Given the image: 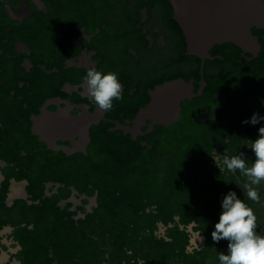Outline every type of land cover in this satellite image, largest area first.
Returning <instances> with one entry per match:
<instances>
[{"label":"flooded vegetation","instance_id":"af4514ba","mask_svg":"<svg viewBox=\"0 0 264 264\" xmlns=\"http://www.w3.org/2000/svg\"><path fill=\"white\" fill-rule=\"evenodd\" d=\"M251 34L194 56L168 0H0V264H219L229 191L264 235L245 178L210 157L254 159L264 122H241L264 115V29ZM91 68L122 85L109 111L86 93Z\"/></svg>","mask_w":264,"mask_h":264},{"label":"clouds","instance_id":"9594fccd","mask_svg":"<svg viewBox=\"0 0 264 264\" xmlns=\"http://www.w3.org/2000/svg\"><path fill=\"white\" fill-rule=\"evenodd\" d=\"M86 93L92 102L102 111L113 108V101L122 96V85L115 72L103 73L95 68L87 70L83 77ZM264 122V115L253 113L250 119L241 123L255 126ZM247 148L251 149L254 159L249 162L241 152L233 156L214 152L210 157L220 172L245 178L241 192L256 204H262L259 186L264 183V127L258 128V138L248 140ZM214 243L226 240L227 253L217 252L219 264H264V235L257 232V217L235 191H229L221 204V214L211 232ZM143 264V261L140 262Z\"/></svg>","mask_w":264,"mask_h":264},{"label":"water","instance_id":"95a60500","mask_svg":"<svg viewBox=\"0 0 264 264\" xmlns=\"http://www.w3.org/2000/svg\"><path fill=\"white\" fill-rule=\"evenodd\" d=\"M180 26L188 54L201 56L214 45L252 43L251 29H264V0H168ZM179 84L165 87L178 99ZM161 96L155 97L160 98Z\"/></svg>","mask_w":264,"mask_h":264}]
</instances>
